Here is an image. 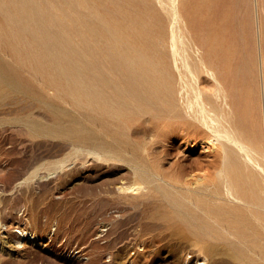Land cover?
I'll return each mask as SVG.
<instances>
[{"label":"rangeland","instance_id":"obj_1","mask_svg":"<svg viewBox=\"0 0 264 264\" xmlns=\"http://www.w3.org/2000/svg\"><path fill=\"white\" fill-rule=\"evenodd\" d=\"M29 1L36 5V9L23 17L27 18V33L23 34L21 29H16L18 36L32 37L35 34L40 36L48 30L57 29L54 26L48 29V25L44 26L39 23V27L33 30V22L37 21V18L42 20L44 18H101L98 23L100 27H107L112 23L122 28L130 24V19L143 21L147 24L146 30L142 32L147 35V38H144L146 45L166 52V62L164 60L162 62L168 64L169 71L171 70L169 75L173 73L174 77H180V80L178 77L176 80L181 81L183 85H180L181 87L187 88L190 98L192 96V99L195 98L193 93H196L199 77L203 78L201 87L203 85L204 88H202L207 89L209 94L214 92L213 78L208 76L210 74L209 69L206 70L207 67L213 72L215 70L216 74L219 72L217 74L219 77L223 75L220 79L224 78L227 84L231 81L232 85L229 84L231 86L229 87L233 88L232 94L236 98L235 107L238 106L237 109H241L242 111H239L243 115L238 111L236 116L238 121H236L240 128L242 127L241 130L245 137L250 134L252 136L253 133L257 139L256 135L260 134L257 142L259 146L263 144L264 147L263 87L260 78L261 52H264V0L263 2L258 0L259 3L257 0H84L82 4L73 0ZM5 19L0 14V33L15 29L12 28L15 27L13 24L8 23L9 26H5L4 22H7ZM205 33L206 36L202 35ZM200 35L204 39H201ZM188 36H190V41H188ZM86 37L91 39L90 36ZM205 37H208L207 42L209 43L205 42ZM199 38L201 42L197 43L198 40L200 41ZM202 40L205 41L202 42ZM199 43H204L203 45L207 43V45L203 47L202 44L199 46ZM197 44L199 48L206 49L199 50L198 46H195ZM89 45L92 46L91 43ZM213 45L217 48L216 50ZM194 47L197 49L196 52ZM0 49L3 55L9 58L8 60L11 61L18 74H26V78L31 81L30 84L34 85L33 87L37 90L42 87L43 79H40L31 69L37 64L36 61L30 59L32 65L27 60L24 63L17 61L18 53H12L7 44H1ZM174 49L177 50L175 53ZM211 49H214L212 50L213 56L210 54ZM182 50L185 51V55H183L184 52L181 54ZM204 51H207L208 55ZM197 55L204 62L206 61L208 65L206 68ZM180 56L184 57L185 61ZM185 56H188V60ZM211 57L215 58H213L214 62L221 60L219 62L221 65L217 64L219 67L215 65ZM224 57H227L225 58L227 61ZM173 58L175 62L172 61ZM180 58L182 60H179ZM198 58L199 60H196ZM186 60L187 63H185ZM210 61L213 62L214 68ZM237 63H239V69ZM211 69L210 72H212ZM203 70L205 72H202ZM220 72L221 75H219ZM224 75L230 76L227 79ZM181 78L187 83H183ZM248 81L252 84L249 83V87ZM245 84L247 87H244ZM178 85L176 86L180 87ZM226 90L225 94L229 91ZM42 91L50 98L52 106L45 105L36 96L25 99L22 93L11 86H4L0 90V264H251V262L264 264V226L262 227L264 210H261L263 207L241 204L238 210H233L232 214L235 217L230 215L233 218L231 221L232 218L227 214V210H231L229 204L223 201H217L218 203L210 201L207 203L208 207L205 206V210H199L203 213L196 211L197 216L200 217L197 220L199 226L196 227L195 221L187 222L182 218L185 213L191 214L192 206L189 204H195V199H185L187 202L183 200L185 208L182 210L171 207V172L168 171L167 174L163 171L170 168L169 164L179 154L176 149L171 148L170 142L161 141V139L155 141L150 135L137 137L121 132L115 138L108 137L109 147L106 144V149L94 150L85 145L81 146L83 149L77 148L61 130L59 131V128L68 129L70 132L88 128L102 136L106 135L105 131L90 123L88 117L90 111L78 108L72 101L59 98L53 89L45 91L42 87ZM249 95L254 99L250 100ZM242 99L246 101H240ZM259 111L262 114L259 115ZM259 116L263 121L257 119ZM27 118L31 119L34 125L31 122L26 123L24 120ZM255 121L263 122V126L260 125L261 123L256 124ZM254 123L258 128L254 126ZM114 125L120 128L123 124L119 123L117 126L114 122L112 126ZM164 132L165 130L160 128V133ZM137 139L139 142L136 141ZM109 148H111L110 152H108ZM114 149L116 152H113ZM193 149L191 153L197 155L201 152V145H196ZM89 150L94 152H89ZM136 154L140 156L139 161L127 159L130 155L137 157ZM260 160L264 163V158L261 157ZM140 164L148 170L158 167V172L162 174L161 178L167 180L170 186L169 191L162 193L158 191V193L150 189V192L146 190L147 192L142 191L137 194L130 190H123L120 185H129L134 179L137 180L134 172L136 166ZM256 171L254 176L257 179L254 184L257 191L263 194L264 191L261 190L264 189L262 187L264 172ZM256 174L259 175V179ZM260 179L263 180L259 181ZM153 184L166 185L167 183L157 179L149 186ZM259 193L256 198L261 195L260 198L264 199V194L259 195ZM217 207L220 211L216 209ZM260 215L262 218L259 217ZM204 220L211 222L207 221L209 222L207 224ZM214 224L216 226H213ZM205 225L214 229L212 231L210 228L213 234H210L211 231L208 232L210 229L206 230ZM199 230L205 232V237L195 235V232ZM219 237L223 241L221 238L219 240ZM238 242L243 245L246 242L245 245L248 247L244 246L248 249Z\"/></svg>","mask_w":264,"mask_h":264},{"label":"bare ground","instance_id":"obj_2","mask_svg":"<svg viewBox=\"0 0 264 264\" xmlns=\"http://www.w3.org/2000/svg\"><path fill=\"white\" fill-rule=\"evenodd\" d=\"M73 1H77L78 4H82L84 2V0H73ZM261 1L263 2V0ZM257 2H255V4ZM35 9H36V5H33V3H31L29 0H0V14L3 15L4 18H6L5 20L7 21V22H4L5 26H9L12 24L15 25V27H12V28H15L14 30H9V31L0 33V45L7 44L9 50L12 53L13 52L18 53L17 61H21L23 63L25 60L31 63L30 59L36 61L37 64L33 65L31 69H33V71L36 73L37 76L40 77V79H43L44 81L42 84L43 89L45 91L46 89H53L59 98L72 101V103H74L78 108H82V109H86L90 111V114L88 116L90 123L101 127L106 133L105 136H102L99 133L93 130H90L88 128H83V129L77 130L76 132H70L68 129L62 130L59 128V131L61 130V132H63L65 137L72 141L74 146L79 148L82 145H85L94 150L95 149L98 150V148L100 149L105 148L108 146L107 144L108 137L115 138L121 132L126 133V134L130 133L131 136L134 135L137 137H141L143 135H146L144 137H147L148 135H150L155 141H158V139H161V141H165V142L167 141L168 143L170 142L171 148L176 149L179 154V156L176 157L174 160H172L171 164H169L170 168L165 169L163 171V173H167L168 171L171 172V207L174 206L175 208L182 210L183 208H185V204L183 203V200L184 201L185 199L186 200L187 199L196 200L195 204L194 203L189 204L192 206L191 214L189 213L188 215L185 213L182 215V218L186 219L187 222H190V220H193L197 224V220L200 217L197 216L198 214L196 211L205 210V206H207L208 205L207 203H209L210 201H212V203L214 201L215 202L223 201L229 204L231 210H227L228 217H230V215L234 212L233 210H238L239 207H241L240 206L241 204L243 206L253 205L254 207L256 206L257 208L263 207L261 210H264V202H261V200H264V199H262V197L260 198L261 196L260 194L262 193H259V191H257L256 186L254 184V181L257 179L254 176L255 171L259 170V172L260 171L264 172V163H262L260 160L261 157L264 158V147H263V144L262 146L261 145L259 146L257 142V139L260 137L259 136L260 134L258 135L259 137L256 135L257 139L255 138V136H253V133H252V136L250 133H249L250 135H247V137L243 135L242 130H241L242 127L240 128L237 122L238 120L236 119L238 111L241 109H237L238 106L237 108L235 107L236 98H235V95L232 94L233 88L232 89L230 88L231 87L230 85H232L230 83L231 81L229 82L230 84L229 85L226 83V80L224 78H221L223 79L221 80L220 77H223V75L219 77L217 75L219 72H217V74L214 73L215 70L213 72L211 68H208L207 67L208 65H206L205 63L206 61L204 62L200 58V56L197 55L202 60V64L205 65L204 67L205 68L207 67L206 70L208 71L209 69L210 75L208 76H211L213 78L214 83H212V86H214V92H211V94H209L210 92L207 91V89L206 90L203 89L204 86L202 85L203 88L201 87L203 78L199 77L198 85H196V87L198 86L197 90L194 88L196 93H193V95L195 94V98L192 99L193 96L190 98L188 96L189 91L187 90V88L184 89L183 87L180 86L182 85L180 83L181 81L180 82L178 81L179 85L177 84L178 82L176 79L179 78L180 80V77L175 76L176 77L175 78L172 75L173 73L169 75V72L171 70L169 71V68L167 66L168 64L162 62L163 60L165 61L167 59L166 52L157 50V48L155 47L146 45L144 38H147V35L142 32L143 30H146L147 24H144L143 21H137L138 19H133V20L130 19L129 20L130 24L122 28L112 23L109 24L107 27H100L98 23L101 18H44V20L35 18L39 22L37 21L33 22V26H32L33 30L39 27V23H41L44 26L48 25V29H50L52 26H54L57 29L48 30L45 34H42L40 36L36 34L33 35L32 37H27L26 35L24 37H22V35L18 36V32L16 29H21L23 34L24 32L27 33V25H26L27 18H23V17L26 14L34 11ZM205 24L207 25V23ZM207 27H209V25ZM213 28L212 30H214ZM217 30L219 31V28ZM193 35H195V32H193ZM193 35L191 36L193 37ZM202 35L206 36V33ZM86 36H90L91 39L87 38ZM208 37H205L206 41L202 40V42L203 41L207 42ZM189 38L190 36H188V39ZM196 38H198V36ZM200 38H201V35H200ZM201 39H204V38H201ZM201 39L200 41L198 40L197 43L201 42ZM208 39L210 40V37ZM188 41H190V39ZM182 42H183L182 44H184L183 40ZM90 43L92 44V46L89 45ZM185 43H187V41H185ZM207 43H209V41ZM207 43L205 45H207ZM174 44H175V41H174ZM200 44L202 43H199V46H201ZM203 44L202 46L204 47L205 45ZM187 46L189 48V45ZM195 46L197 47L198 44ZM199 46H198L199 50L203 48V47L199 48ZM85 47H90V48H85ZM196 47H194L195 52L197 51ZM34 48H36L37 50L35 51ZM214 48L215 50L217 49L215 46ZM183 50L181 54L184 52L183 55H185V51L187 52V48L185 51ZM212 50L214 51V49H211V53H210L211 55L214 54L212 53ZM176 51L177 50L174 49V53ZM206 52L205 54H207ZM261 53L260 54L262 55L261 56L262 60L260 63L262 65V68H261L260 78L262 80L261 84L263 87L262 94H263V112H264V69H263V66H264L263 65L264 64L263 53L264 52H261ZM251 54H253V52ZM218 55L216 54V56ZM229 55H230V52H229ZM254 55L256 54L254 53ZM171 57H173V55ZM218 57H221V55ZM234 57H233V60L235 59ZM181 58H184V57H181ZM181 58L179 60H182ZM186 58L188 60V56ZM199 58L196 60H199ZM209 58L207 59L208 61H209ZM211 58H212L211 60H213L214 62L215 58L214 57H211ZM225 58L227 57H224V59ZM8 59L6 56L3 55L0 49V87L2 86L0 90L4 86L6 87L11 86L16 91L22 93L25 99L30 98V96H36L40 100H42V102L45 105L52 106V104L50 103V98L45 94V92L42 91V87L39 90L33 87L34 85L30 84L31 81L28 78H26L25 76L26 74H18V72H16V68L12 65L11 61ZM173 59L172 61L175 62V59L174 60ZM190 59L191 57L189 58V60ZM194 59H195V55H194ZM187 60L185 63H187ZM184 61H185V58H184ZM215 61L218 62V63L214 62L215 65L217 64L219 65V62L221 60L219 61L218 59V61L217 60ZM213 62L210 61V64L212 65V67L214 66L212 64ZM239 63H237V65ZM224 64L225 63H223V65ZM189 65H192V64L190 63ZM183 66L181 67L183 68ZM232 66L233 65H231V67ZM231 67H229V69ZM237 67L239 69V65ZM189 68L191 69V66ZM210 69L212 72H210ZM218 70L220 71V69ZM202 72H205V71L203 70ZM221 72L223 73L224 70ZM221 72L219 75H221ZM180 73L184 74L183 72H180ZM185 76H188V75L185 74ZM226 76L228 79V76L230 75H226ZM182 79L183 78H181V80ZM194 82L196 83L197 81H195L194 79ZM183 83H187V82L183 81ZM238 83H239V80H238ZM249 83L250 81H248V87L250 86ZM175 84L180 87H177ZM190 84H194V83H190ZM241 85L242 83L240 84V86ZM246 85L247 84H245L244 87H247ZM223 88L225 90L227 89L226 91L228 90L229 91L225 94L224 93L225 90ZM223 90L224 92L222 93ZM240 91H243V90H240ZM253 99L251 97L250 100H253ZM240 101L244 102L246 100L243 101L242 99ZM249 111L251 112V110ZM253 112H254V109H253ZM258 113L260 115L261 112L259 111ZM248 116H250V114H248ZM257 119H260V116ZM30 120L31 119L27 118L24 121L26 123H29L31 122ZM246 120H250V119H246ZM260 120L263 121L262 119ZM114 122L117 124V126H119V123L123 125L120 128H116L115 125H114L115 127L112 126ZM260 123L256 122V124L258 125ZM262 123L260 125H262ZM250 125L252 126L251 121H250ZM254 126H256L255 123H254ZM160 128L165 130L163 134L160 133ZM256 128H258V126H256ZM50 129H54V128L50 127ZM252 129H249V130H252ZM259 129H257V131H260ZM54 130H51V131H54ZM247 132L248 130L246 131V133ZM257 133H260V132H257ZM144 139L146 140V138ZM136 141L139 142L138 139ZM260 141L262 140L260 139ZM144 143L146 144V141ZM140 144H141V141H140ZM196 145H201V152L198 153L197 155H193L191 152H193L194 150L193 147ZM132 147L134 148L135 146H132ZM144 148H146V146ZM74 149L75 148H73V150ZM81 149L83 148L81 147ZM110 149L111 148H109L108 152H110ZM89 152H94V151L89 150ZM113 152H116V150ZM136 155L137 157L135 155L134 156L130 155V157H128L127 159L130 161H134V160L139 161L138 159H140L139 158L140 156H138L139 154H136ZM156 168L158 169V167ZM157 169L148 170L145 167H142V164H140V166H136V169L134 172V175L136 174L137 180L135 181L134 179L135 182L133 181L129 185L123 186L122 184L120 186L123 188V190L124 189L130 190L131 192H134V193L142 192V191L145 192L146 190L150 192V189H152L153 191H157V192L161 191V193L165 191L168 192L169 191L168 189L170 186L168 185L167 180H164L163 178H161L162 174L159 173ZM258 174H256V177L261 175V174L259 175ZM157 179H160L166 182L167 184L166 185L165 184L164 185H160V184L154 185L153 184V186H149L151 183L155 182ZM261 180L263 179H260L259 181ZM263 182L264 180L262 181V183ZM120 186L119 188H121ZM262 187H264L263 184H262ZM259 190L261 189L259 188ZM261 191H264V189ZM257 193H259L260 195L258 197L259 199H261L260 202H259V199L256 198L258 196ZM188 201H191V200H188ZM192 204H194L195 206ZM186 205L189 206L188 204ZM193 206L195 210L193 209ZM225 208H227V206ZM216 209H218V207ZM208 210L210 209L208 208ZM213 211H215V209ZM218 211H220V209H218ZM249 211L251 210L249 209ZM255 216L257 217V215ZM255 216H253L254 219H256ZM261 216L262 215H260L259 217ZM225 217H227V215H225ZM231 221H233V218L231 219ZM201 223L206 224L203 222ZM198 226H199V222L196 227ZM206 226L208 225H205V228L208 231L211 227L208 228ZM213 226H216V224H214ZM263 226H264V223H262V227ZM211 229L208 232H210ZM220 229L221 231L223 230L222 227ZM213 230L214 229H212V231ZM212 231L210 234H213ZM202 232L203 231H200V230L196 231L195 235L197 237H202L205 234V232L203 233ZM234 234H238V233H234ZM222 236H223L222 238H224V235ZM32 238L34 237L32 236ZM208 238L209 237H207V239ZM220 238L221 237H219L218 239L221 240L222 238L221 239ZM243 238L246 239L245 237ZM256 238L258 239V237ZM234 241H235V238H234ZM258 242L255 241V243H258ZM245 244L247 243L245 242L244 245ZM244 245L243 247L246 246ZM239 250L241 251V249ZM235 254H236V251H235ZM245 260H247V258ZM246 262L248 263V261ZM251 264L253 263L251 262Z\"/></svg>","mask_w":264,"mask_h":264}]
</instances>
